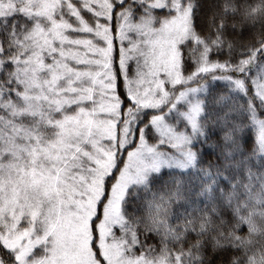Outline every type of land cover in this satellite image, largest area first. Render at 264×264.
<instances>
[{
    "label": "snow or ice",
    "instance_id": "6c2138e0",
    "mask_svg": "<svg viewBox=\"0 0 264 264\" xmlns=\"http://www.w3.org/2000/svg\"><path fill=\"white\" fill-rule=\"evenodd\" d=\"M196 11L194 0H0V157L10 160L26 149L37 171L55 176L63 169L61 175L71 182L111 139L85 127L66 138L71 147L62 159L37 158L47 146L36 134L37 122L43 125L46 113L43 130L57 140L63 138L58 122L99 123L112 118L103 110L106 105L119 103L118 161L106 177L104 201L119 184L125 219L129 204L142 211L137 221L143 224H151L161 206L167 209L162 215L172 239L161 240L176 249L172 264H236L240 256L243 264H264V255L257 258L241 240L254 235L252 221L257 209L264 211V200L252 207L251 194L257 182L264 185V172L257 175L251 163L264 169V50L220 59L218 52L192 48L187 62L182 44L185 80L174 84L162 72L163 87L154 84L148 95H142L143 59L138 64L125 57V51L132 55V40L148 30V22L154 30L173 19L195 27ZM205 62L213 65L210 71H200ZM149 98V104L141 102ZM99 219L93 220L94 231ZM44 233V227L33 232L38 242L25 251L24 243H5L12 230L0 226V264H50L55 241L47 247L53 238ZM150 235H160L159 228ZM209 235L211 254L204 241ZM145 248L146 241L135 245L137 256L144 253L147 261Z\"/></svg>",
    "mask_w": 264,
    "mask_h": 264
},
{
    "label": "rangeland",
    "instance_id": "374dc122",
    "mask_svg": "<svg viewBox=\"0 0 264 264\" xmlns=\"http://www.w3.org/2000/svg\"><path fill=\"white\" fill-rule=\"evenodd\" d=\"M190 24L186 19H173L154 30L151 22H148V30L138 33L132 40V55L128 56L125 51V57L137 59L138 64L140 58L143 59L141 68L146 69L147 73L143 77L145 91L142 95H148L147 89L154 84L163 87L164 81L160 79L162 72L167 73L174 84L185 80L180 72V46L184 44L192 49L196 45L188 41L198 43ZM204 68L200 71H206ZM133 99H137V96ZM141 102L147 105L151 100ZM119 107V103L107 104L103 110L111 113L112 118L99 123L91 120L80 123L71 118L58 122L63 133L61 139L50 140L45 131L36 128V134L47 145L42 147L41 153L36 154L37 158L42 154L45 159H62L61 154L66 155L71 147L65 142L66 138L80 135L85 127L89 134L93 129H98L101 136L111 139V145H103L90 155L92 165L85 164L81 172L71 177V182L61 175L63 169L58 170L55 176L49 171H37L29 162L26 149L23 154L18 150L17 157L10 160L0 157V226L12 230L11 239L5 237V243L12 246L24 243V250L28 251L33 243L38 242L33 232L44 227V237L53 238L48 241L47 247L52 248L55 241L50 264H115L118 257H123L121 264H145L142 259H133L124 252L126 242L135 241V236L123 224L120 204L123 192L119 184L113 186L107 201H104L106 177L118 161L116 124ZM44 117L47 123L46 113ZM123 132H127V122ZM32 151L35 152V148ZM172 167L175 169L178 165ZM26 168L30 170L25 171ZM131 179L129 176L128 180ZM97 215L100 219L94 231L93 220ZM22 221L30 223L23 226ZM116 226L120 227L119 233L115 231Z\"/></svg>",
    "mask_w": 264,
    "mask_h": 264
},
{
    "label": "trees",
    "instance_id": "16d2710c",
    "mask_svg": "<svg viewBox=\"0 0 264 264\" xmlns=\"http://www.w3.org/2000/svg\"><path fill=\"white\" fill-rule=\"evenodd\" d=\"M197 5L195 13V27L190 28L193 35L197 38L195 42V50L199 52L201 48L205 54L219 53V58L224 59L226 55L235 57L238 54H247L251 52L256 56L257 52L264 50V0H194ZM188 47H185L183 59L191 62L188 53ZM260 59H264V52H261ZM207 66H209L208 69ZM212 64L203 63L200 69L210 71ZM45 118V117H44ZM43 118V119H44ZM43 120V125H46ZM37 123L39 131L43 130V125ZM38 131V130H37ZM251 143V138L249 139ZM207 155V153H206ZM211 155V153H210ZM253 171L259 175L264 172L257 161L253 160ZM168 169H165L160 175L166 176ZM156 188L159 189L160 182L153 180ZM252 207L264 200V185L257 182L252 189ZM151 199L146 196L145 200ZM169 208L172 205H168ZM135 204H129L126 208L128 219L124 218L125 229L133 234L135 241L126 242L127 246L124 250L127 256L133 259H142L145 264H172L171 256H175L176 249L172 244L164 243V241L172 239V233L167 230V219L162 215V212L167 211L161 206V209L152 214V223H138L137 215L143 214L142 211L137 213ZM257 218L252 221V231L254 235H245L241 237L244 242V247L247 249L249 245L254 248L255 256L260 258L264 255V211L257 209ZM163 224L164 227H160ZM159 228L160 235H150ZM146 241L145 250L148 253L149 259L144 260V253L137 256L135 245L137 243L144 244ZM204 241L207 245V251L211 254L212 239L211 236H206ZM186 247V246H185ZM195 247V245L193 246ZM131 249V251H129ZM236 264H243V257L236 258Z\"/></svg>",
    "mask_w": 264,
    "mask_h": 264
}]
</instances>
